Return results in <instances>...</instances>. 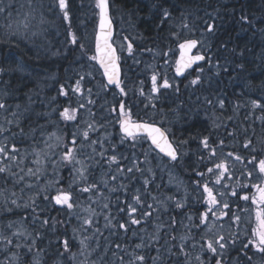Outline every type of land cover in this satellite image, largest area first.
<instances>
[{
	"label": "snow or ice",
	"instance_id": "1",
	"mask_svg": "<svg viewBox=\"0 0 264 264\" xmlns=\"http://www.w3.org/2000/svg\"><path fill=\"white\" fill-rule=\"evenodd\" d=\"M166 3L167 0H153L151 9L158 18L157 27L163 29L167 24L169 38L177 44L180 55L174 62L175 75L184 77L190 69L195 71L184 85L195 94L205 82L206 71L216 76L229 71L226 64L214 59L211 44L206 43L207 36L215 34L217 16L206 13L197 18L203 25L201 30L196 20L189 18L191 13L180 10L179 17H174L177 6L166 7ZM26 5L27 10L21 11L24 4L16 10L11 0H0V17L4 20L0 29L6 37H22L30 31L37 35L33 29L48 23L42 0H26ZM89 6L93 16H98L91 55L85 44L87 32L78 35L72 30L68 0H54L48 10L57 8L67 22L65 43L78 48L87 61L99 65L102 79L95 91L87 86L95 79L89 64L88 71L77 72L74 80L70 77L60 84L57 93L69 100L67 106L37 113L45 123L34 125L29 115L32 97L24 106L10 104L9 82L0 83V180L4 185L0 186V264H21V249L24 255L31 256L30 264H46L47 250L37 246L38 240L46 232L55 234L58 224L71 225L72 218L76 223L71 225V237L66 233L63 238L56 237L52 264H181V258L182 264H264V138L254 143L255 129L248 136L245 127L241 148L246 155L225 151L229 147L225 140L237 137V129L228 128L234 116L223 115L226 96L196 95V111L204 107V119L209 122L208 134L198 138L191 169L196 193L193 203L199 207L195 213H184L177 219L173 212L188 208L191 194L185 190L177 198L183 181H178L172 170L182 166L189 155V140L197 139L191 135L180 139L172 131L176 121L169 117L179 116L183 101L177 108H164L168 93L180 94V83L149 64L150 89L145 92L142 80L129 86L122 79L121 56L113 36V5L110 0H91ZM239 21L264 34V28L256 29L254 18L241 14ZM196 31L200 32L199 39L183 35ZM135 40L125 35L119 48L140 63L135 59ZM171 51L143 49L154 61L168 57ZM243 54L241 50L239 55ZM168 63L164 59L161 68ZM80 67L83 69L84 64ZM237 67L242 69L243 64ZM5 71L0 68V74ZM134 101L143 104L147 119L133 118ZM250 105L253 111L261 109L257 119L264 124V102L252 99ZM241 107L244 105L236 102L232 112L238 114ZM69 124L74 130L67 134L61 125ZM117 126L114 136L109 129ZM231 147L235 149L234 144ZM63 169L69 172L67 187L61 185ZM158 171L161 180L163 173H168L167 184L157 182ZM173 184L176 192L164 190ZM41 203L60 206L61 211H67L68 219L47 215ZM20 209L27 215H17ZM73 241L78 244L75 251Z\"/></svg>",
	"mask_w": 264,
	"mask_h": 264
},
{
	"label": "trees",
	"instance_id": "2",
	"mask_svg": "<svg viewBox=\"0 0 264 264\" xmlns=\"http://www.w3.org/2000/svg\"><path fill=\"white\" fill-rule=\"evenodd\" d=\"M49 1L51 0H42L44 5L42 11L48 23L33 29V31L37 32V35H32L30 31L22 37L8 38L4 35L3 30L0 29V40L8 41L0 43V68L7 70L0 74V83L3 81L9 82V91L12 93V96L8 100L10 104L15 105L16 103H20L24 106L28 104V97H32L33 103L29 115L34 125L45 123V119L38 117L37 113L49 112L52 107L62 108L67 106L69 100L59 96L57 90L61 83H65L70 77L74 80L77 72L84 71L79 68L80 61L78 59L81 57L80 50L65 43L67 22L63 21L62 14H52L54 12L48 10L51 6L47 5ZM52 1L54 2V0ZM89 1L68 0L72 30L77 32L78 35L82 33V18ZM8 2L9 0H5V3ZM11 2L14 9L21 10L20 5L24 4L25 8L21 11L27 10L26 0H11ZM35 2L37 0H34ZM152 2L153 0H110V4L113 5L111 15L115 31L118 30L120 23H122L123 28L129 29L132 36L136 38L134 47L136 58L141 53H146L143 52L145 48L161 49L163 51H168L171 48L173 51L169 53L175 56L177 44L174 43L173 39L169 38V27L167 24L164 25L163 29L157 27L159 21L155 11L151 9ZM172 5L177 6L173 10L174 17H179L180 10L189 12L191 13L189 18L195 19L197 26L201 30L203 25L197 18L204 17L206 13H212L217 16L215 34L207 36L206 43L211 44L214 59L219 60L221 64H226L229 68L228 72L222 71L219 76L206 71L205 82L195 90V94H193V89L184 88V85L196 74L195 71H191V74L188 73L184 78L177 80L181 87L180 94L177 96L168 93L163 101L166 111L169 108H177L181 104V101H183V105L179 107V112L181 109H188L192 117V122L189 126L181 125L179 122L181 116L175 118L170 115L169 117L176 121L171 125V128L180 139H188L189 135L197 137L196 140H189L187 145L189 155L184 158L182 166L172 170L183 177L185 190L191 194L189 202L192 203L196 193L192 185V180L195 177L191 176V169L196 160L195 153L199 147L198 138L200 135H207L209 130V122L204 119V107H200L199 112H197V104L193 103L196 95H200L201 97L208 96L209 98H213V95L226 96V111L223 115L224 117L234 116L232 121H228V128L229 130L233 128L237 129V137L236 139L227 138L225 140V142L234 140V143L232 142L231 144L235 145V149L229 147L225 151L235 150L239 151L242 155H246L241 148L245 138V134L243 133V128L245 127L248 128V136H252V130L253 128L255 129L254 143H256L258 138H264V124L257 119L258 116L262 115V111L261 109L253 111L250 105V100L252 99H261L264 102V58H262V53H264V34L258 30L254 31L252 27L242 25L239 21L240 15L245 14L250 19H255L256 29L264 28V0H167L165 6L169 7ZM118 14L121 17V22L119 21ZM37 19H39V15ZM3 23L4 20L0 17V24ZM94 24L93 22L92 25ZM183 35L200 38L199 31H196L194 34L184 33ZM85 44L89 48V52H92L90 44L87 45L86 42ZM222 44H226L227 48L221 47ZM232 49H236V51L233 52ZM241 50L244 52L243 56L239 55ZM119 55L121 56L122 79L129 86L138 84L142 80L144 82V90L147 92L151 87L148 72L142 71L140 67H134V70L131 71V66L133 67L134 65L127 67L124 53L119 52ZM239 64H243L242 69L237 67ZM172 71L173 69L170 67L168 71L170 79L174 78ZM96 79L100 84L102 78L97 70ZM87 86L92 87L94 91L99 87V85L95 87L90 83ZM190 95L192 97L191 100H189ZM53 97L56 99L53 100ZM107 99L111 101L112 97L108 96ZM71 102L74 103L72 99ZM236 102L244 105V107L239 108L238 114L232 112V107ZM145 111L142 103L133 102L134 119H147L148 116L145 115ZM245 117L248 118L245 119ZM52 118L56 119L57 115L53 114ZM194 122H198V126L194 127ZM24 127L27 131V121ZM61 128L67 134L71 133L69 125L67 127L61 125ZM48 130H51V127ZM218 132L220 136H225L223 129L218 130ZM256 146L259 147V144ZM61 172L63 174L61 185L67 187L68 182H64V178H69L67 169H63ZM45 207L47 208V215L56 217L62 221L68 219L67 211H61L60 206L53 208L51 205H45ZM198 207L195 204L181 211H175L173 214L177 215L178 218L184 213H195ZM26 214L27 212L24 209L17 211V215ZM74 222L75 218H72L71 225ZM71 225L61 226L58 224L55 234L46 232L43 238L38 240L37 246L47 250L45 253L46 264H52L56 258V237L60 236L63 238L62 234L64 233L68 237H71ZM37 230L43 231L39 228ZM72 243L73 251H75L77 246L74 242ZM23 251V249L20 250V252ZM232 255L235 256L236 253L233 252ZM1 257L2 255H0V259ZM30 261L31 256L21 255V264H29Z\"/></svg>",
	"mask_w": 264,
	"mask_h": 264
},
{
	"label": "rangeland",
	"instance_id": "3",
	"mask_svg": "<svg viewBox=\"0 0 264 264\" xmlns=\"http://www.w3.org/2000/svg\"><path fill=\"white\" fill-rule=\"evenodd\" d=\"M53 3L54 2L51 0V1L47 2V5L53 6ZM90 3H91V0L88 3V6H87L88 9L85 8L86 9V12L84 13L83 18H82V20H83L82 21L83 28H82V33L81 34L87 32L88 39L85 42L87 43V45L90 44V47H91V45L93 44V37H94V32H95L96 23H97V16L96 17L93 16V9L89 6ZM51 11L54 12L52 14H55V13L61 14L58 11V9L55 8V7H52V10ZM119 21L121 22L120 18H119ZM93 22L95 23L94 25H92ZM125 35L129 36L130 38L133 37L132 34H131V32L129 31V29L123 28L122 23H120V26H119L118 30H116L115 36H114V39L116 41V46H117V48H118L119 51H120L119 44H120L121 38L123 36H125ZM123 53H124L125 61L127 63V67H130V65H134L133 67L131 66V71L134 70V67H140L142 69V71H144V72L147 71L148 74H149V76L151 75V71L146 68V65H149V64L155 65V67L157 68V70H159V71H166V73H167L168 76H169L168 71H169L170 67L174 66L175 59H174V56H172V53H169L168 57H166V58H157V60H155V61L153 60L151 54H149V53L142 54L141 53L140 55H138L137 58L135 56V59L136 60H139L140 63H135L134 62V59L132 57H129L126 51H123ZM88 54L91 55L92 52H89ZM164 59H168L169 63L164 68H161V65H163ZM78 61H80L79 62V68H81L80 67L81 63L84 64V68H83L84 71H88L89 70V67H88L89 64H91L93 66L91 70L93 71V74L95 76V79L94 80H91V83L90 84L93 85V86H95V87L97 85H99L98 80L96 79V68H95L94 64L92 62H90V61H87L86 58H84L82 55H81L80 59H78ZM72 100L74 101V103L72 102V104H73V106H75V98L73 97ZM69 130H70V132H72L74 130L71 124H69ZM109 130L112 131V129H109ZM116 131L115 130L112 131L113 134H114V136H115V132ZM221 137H224V136L222 135ZM233 141L234 140H231V141L229 140V141H226L225 143L228 144L229 147H231V145H232L231 143ZM229 147H228V149H229ZM121 151H124V148H121ZM67 172H68V170H67ZM173 174H174V172H173ZM49 175H51V170H49ZM62 175L63 174L61 172V175H60L61 179L63 178ZM160 176H161V174L160 173H157V182H160V183H163V184H167V181H168V173H167V176H164L163 175V179L162 180L160 179ZM174 176H175V174H174ZM175 177H176V179L178 181H183V185L185 184L184 180L181 179L179 176H175ZM41 182L43 183V178H42ZM0 186H4L3 185V180H0ZM8 187H10V185H8ZM164 190L165 191H168V192H176V187L173 184V185L169 186L168 188H166ZM16 191H17V194L20 195L19 188L18 187H17ZM183 192H184V190H183V187H182L179 192H176L177 198H180V196L183 195ZM52 194L54 195L55 192H53ZM25 198H26V195H25ZM194 205H195V203H193V201H192V203L189 202V206H194ZM41 207H45V204L41 203ZM175 211H181V210H175ZM180 217H178L177 219H180ZM9 218L15 219L16 216H14V217L13 216H10ZM75 223H76V221L72 225H75ZM101 223H102V221H101ZM30 228H31V226H30ZM37 229H38V226H37ZM73 242L78 247L77 242H75V241H73ZM13 250L15 251V249H13ZM23 252H21V255H23ZM0 255H2V257H1V259H2L3 258V254H0Z\"/></svg>",
	"mask_w": 264,
	"mask_h": 264
},
{
	"label": "bare ground",
	"instance_id": "4",
	"mask_svg": "<svg viewBox=\"0 0 264 264\" xmlns=\"http://www.w3.org/2000/svg\"><path fill=\"white\" fill-rule=\"evenodd\" d=\"M118 17L119 18H121L120 17V15L118 14ZM97 25H98V21H97V23H96V28H95V30L97 29ZM178 47H177V45H176V49H177ZM174 79L177 81V80H180V79H177V78H175L174 77ZM178 82V81H177ZM189 110L188 109H181L180 110V112H179V116H181V118H180V123H181V125H183V126H189L190 124H191V122H192V117H191V114H189ZM176 118V117H175ZM198 122H194V127H196V126H198ZM191 129V128H190ZM115 131H116V129H114ZM183 136V135H182ZM175 174V176H179L181 179H183V177L180 175V174H178V173H174ZM163 175L164 176H167V172H164L163 173ZM185 184L183 185V190L185 191Z\"/></svg>",
	"mask_w": 264,
	"mask_h": 264
},
{
	"label": "water",
	"instance_id": "5",
	"mask_svg": "<svg viewBox=\"0 0 264 264\" xmlns=\"http://www.w3.org/2000/svg\"><path fill=\"white\" fill-rule=\"evenodd\" d=\"M96 30H98V25H97V29ZM113 34H114V27H113ZM194 51H195V49L193 50V53H194ZM179 50H178V55H177V58H176V60L177 59H179ZM97 65V64H96ZM98 66V68H99V65H97ZM101 71V70H100ZM177 77H179V78H181L180 76H177Z\"/></svg>",
	"mask_w": 264,
	"mask_h": 264
}]
</instances>
